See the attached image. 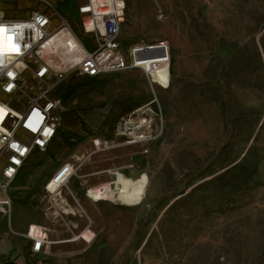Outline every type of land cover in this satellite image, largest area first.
I'll list each match as a JSON object with an SVG mask.
<instances>
[{
    "label": "rangeland",
    "instance_id": "1",
    "mask_svg": "<svg viewBox=\"0 0 264 264\" xmlns=\"http://www.w3.org/2000/svg\"><path fill=\"white\" fill-rule=\"evenodd\" d=\"M51 1L80 22L82 0ZM121 37L125 48L167 42L169 68L155 73L154 88L140 69L56 87L51 96L68 108L59 133L10 195L15 225L29 215L63 242L27 264H264V0H127ZM34 94L29 86L4 97L24 108ZM131 114L146 119L151 139L119 133ZM95 139L110 145L53 194L72 208L55 216L46 183Z\"/></svg>",
    "mask_w": 264,
    "mask_h": 264
},
{
    "label": "built area",
    "instance_id": "2",
    "mask_svg": "<svg viewBox=\"0 0 264 264\" xmlns=\"http://www.w3.org/2000/svg\"><path fill=\"white\" fill-rule=\"evenodd\" d=\"M32 2L43 8L30 5ZM77 13L80 22L74 26L57 9V2L0 0V26L7 29L4 51L0 54V109L4 110L0 118V162H3L0 214L9 222L13 208L11 184L32 156L50 149L59 133L60 116L68 109L61 97L51 96L56 87L72 76L104 78L140 69L154 88L158 82L155 73L170 65L167 42H138L125 48L121 36L127 17V0H82L78 2ZM78 29L91 39L89 45L82 40ZM8 35L15 37L11 45L19 49L18 54L9 51ZM29 80L35 83H28ZM29 86L35 94L24 108L14 103V99L4 97L24 92ZM146 126L145 118L131 114L119 120L118 130L134 143L152 138L151 133H143ZM95 140L98 141L96 148L77 166L71 162L63 163L46 183L45 189L51 196L49 210L55 216L64 219L66 213L56 204L53 194H61L63 188H69L77 169L97 151H105L110 145L106 139ZM60 176L63 178L53 191L50 187ZM89 196L94 199L91 194ZM83 212L90 226L92 220L84 209ZM25 237L32 243V254L44 252L51 244L43 229L39 234L30 230Z\"/></svg>",
    "mask_w": 264,
    "mask_h": 264
},
{
    "label": "crops",
    "instance_id": "3",
    "mask_svg": "<svg viewBox=\"0 0 264 264\" xmlns=\"http://www.w3.org/2000/svg\"><path fill=\"white\" fill-rule=\"evenodd\" d=\"M0 174H1V170H0ZM109 191H112V188ZM92 200L94 202L105 201L104 199H99V200L92 199ZM16 209H19V207L16 206L15 208H12L11 222H9L5 216L0 214V262L2 264L8 262H14L15 264H27L28 254L31 257H36V256H42L44 258L49 257L53 253L55 245L60 242H63V240L51 241V244L46 246L44 252H40L38 254H32L31 253L32 243L30 240H28L25 237V234L30 230L33 234H39L40 229H43L47 237L50 239L52 230L43 224L32 223L33 221L31 219V216L29 215H28L29 218L28 221L24 222V224L21 223L19 225H15L13 221V213ZM76 225H79L78 222L76 223ZM90 226L88 225L87 227ZM83 231L85 232V230ZM83 231H82V235H83Z\"/></svg>",
    "mask_w": 264,
    "mask_h": 264
},
{
    "label": "snow or ice",
    "instance_id": "4",
    "mask_svg": "<svg viewBox=\"0 0 264 264\" xmlns=\"http://www.w3.org/2000/svg\"><path fill=\"white\" fill-rule=\"evenodd\" d=\"M7 34V29L4 28L3 26H0V54L3 53L4 51V39ZM15 39L14 36L8 35L7 40L9 41V51L14 52V53H19V49L12 46L11 42ZM4 115V110L0 109V118Z\"/></svg>",
    "mask_w": 264,
    "mask_h": 264
},
{
    "label": "bare ground",
    "instance_id": "5",
    "mask_svg": "<svg viewBox=\"0 0 264 264\" xmlns=\"http://www.w3.org/2000/svg\"><path fill=\"white\" fill-rule=\"evenodd\" d=\"M168 67L167 66H164L161 70H159V71H162V70H165V69H167ZM118 176V175H117ZM58 182H56L54 185H52V187H51V189L53 190V191H55V189L58 187ZM55 195V194H54ZM57 195V194H56ZM55 201H56V203H57V205L58 206H60L64 211H66L67 213L69 212V211H71L72 210V208L66 203V200H60V199H57V198H55ZM70 207V208H65V207ZM80 236L79 235H75V237H74V239H78Z\"/></svg>",
    "mask_w": 264,
    "mask_h": 264
},
{
    "label": "water",
    "instance_id": "6",
    "mask_svg": "<svg viewBox=\"0 0 264 264\" xmlns=\"http://www.w3.org/2000/svg\"><path fill=\"white\" fill-rule=\"evenodd\" d=\"M0 264H2L1 262H0ZM5 264H15L14 262H8V263H5Z\"/></svg>",
    "mask_w": 264,
    "mask_h": 264
}]
</instances>
